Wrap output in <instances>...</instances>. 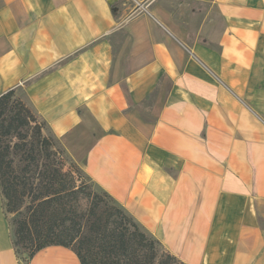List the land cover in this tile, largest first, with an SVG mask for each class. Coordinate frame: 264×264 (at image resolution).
Listing matches in <instances>:
<instances>
[{
	"label": "crops",
	"instance_id": "1",
	"mask_svg": "<svg viewBox=\"0 0 264 264\" xmlns=\"http://www.w3.org/2000/svg\"><path fill=\"white\" fill-rule=\"evenodd\" d=\"M134 1L0 0V96L182 264H264V0Z\"/></svg>",
	"mask_w": 264,
	"mask_h": 264
},
{
	"label": "trees",
	"instance_id": "2",
	"mask_svg": "<svg viewBox=\"0 0 264 264\" xmlns=\"http://www.w3.org/2000/svg\"><path fill=\"white\" fill-rule=\"evenodd\" d=\"M25 128L34 132L37 142L29 145L22 160L25 166L16 175L9 158L11 146L4 138L12 136L25 142L26 136L21 132ZM42 129V124L36 122L33 112L14 90L0 96V199L5 218L7 213L20 212L23 198L30 197L31 200L29 217L19 220L12 231V247L17 258L27 263L45 247L62 246L70 248L80 264H154L156 257L151 253V245L148 249L146 244H142V235L129 232L127 224L137 223L122 209L108 213L102 227L95 224L97 231L93 239H80L84 229L80 219L86 212L85 204L91 195L82 186H62L63 174L60 170L42 166L40 153L45 152L48 143V139L41 135ZM22 147L26 145H14L16 149ZM77 200L80 204L76 203ZM131 238H136L138 244H134ZM76 241L87 250L85 255L72 247ZM153 241L158 243L155 239ZM20 247L27 250L25 258L20 255ZM95 250L98 253L92 252ZM165 256L166 259H158L156 264H182L170 254Z\"/></svg>",
	"mask_w": 264,
	"mask_h": 264
},
{
	"label": "rangeland",
	"instance_id": "3",
	"mask_svg": "<svg viewBox=\"0 0 264 264\" xmlns=\"http://www.w3.org/2000/svg\"><path fill=\"white\" fill-rule=\"evenodd\" d=\"M116 7L118 8V11H124L128 13L129 11L132 10V8L136 7V2L134 0H116ZM19 99L21 100L20 97ZM33 115L35 116L36 122L42 124L43 126L41 135L48 139L45 152L40 153L42 166H46L47 169L49 170H54V169L60 170V173L63 174L62 186H65L67 188H69V186L70 187L82 186V189L91 195L90 200L88 201L87 204H85L87 208L86 212L83 215V217L80 219L84 226L83 233L80 236V239H83L85 237L93 239L94 238L93 234L97 231L95 224L98 223L102 227L105 221L107 220V214L111 212H115L116 209L118 208L121 209V208L116 204V202L111 198V196H109L106 192L98 189L84 174V172L80 168L78 153L75 150L64 149L56 141L54 136L45 130L42 121L34 113ZM21 132L22 135L26 136L25 142H22L17 137H12V136L4 138L6 144L9 143L11 146V153L9 158L12 161V168L13 171L16 173V175L23 168V166H25V162L22 160L23 157L26 156L27 154L29 145L32 144L33 146L37 142L36 135H34V132L32 130L25 128ZM15 144H18L19 146L25 144L26 147H22L21 149L19 148L16 149L14 148ZM13 175L15 174L13 173ZM75 198L72 199L75 200ZM76 203L80 204V201L77 200ZM30 204H31L30 197L29 198L25 197L23 198V206L19 213L16 214L7 213V219L9 221L10 227L12 228V231L13 229H15V224L19 220H23L29 217L28 207ZM127 226L129 232H134L136 233V235L143 236L144 240L142 244H146L148 249H150V245H151L152 247L151 253H153V255L156 257V259H154V264H156L158 259H162V260L166 259L165 256L166 252L163 250L160 244L155 243L153 239L147 234H145L138 225L129 223L127 224ZM131 240L132 242H134V244L136 245L138 244L136 238L134 239L131 238ZM82 246L83 245L82 244L80 245V242L77 241L72 244V247L75 250L85 255L87 250L82 248ZM92 252L98 253L97 250ZM20 255L24 256L25 258L27 255V250L20 247ZM171 264H179V263L175 262Z\"/></svg>",
	"mask_w": 264,
	"mask_h": 264
}]
</instances>
